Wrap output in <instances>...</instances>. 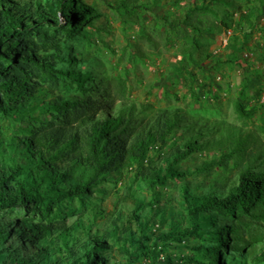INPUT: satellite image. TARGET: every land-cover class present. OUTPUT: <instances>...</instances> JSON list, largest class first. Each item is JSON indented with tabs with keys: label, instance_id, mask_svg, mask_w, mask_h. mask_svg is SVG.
Returning a JSON list of instances; mask_svg holds the SVG:
<instances>
[{
	"label": "trees",
	"instance_id": "1",
	"mask_svg": "<svg viewBox=\"0 0 264 264\" xmlns=\"http://www.w3.org/2000/svg\"><path fill=\"white\" fill-rule=\"evenodd\" d=\"M113 1L114 9L131 16L128 21H137L133 15L142 3ZM258 1L257 6L240 10L235 23L227 13L235 0H203L174 20L163 15L167 28L189 46L177 69L187 71L188 61L195 62L193 53L204 45L198 38L204 32H219L233 23L242 31L258 27L255 14L264 13V0ZM195 11L210 12L216 22L197 25L200 19L191 15ZM101 17L84 0H0V117L13 115L24 123L8 135L0 125V264H112L106 244L111 235L123 244L118 250L126 256L125 264H132L136 255L148 264H243L241 256L235 255L241 246L239 228L246 221L264 226L263 153L254 151L255 143L245 135L210 137L184 122L178 107L155 109L150 102L129 100L123 81L119 88L113 87L109 77L99 72V60L85 58L75 44L90 42L91 34L101 32ZM239 37L233 33L226 40L233 56L244 44L236 46ZM189 74L195 76L191 70ZM44 83L48 93L41 89ZM236 110L241 117L248 114L240 101ZM153 146L155 158L148 156ZM213 147L219 150L217 159L201 161L193 170H177L189 155ZM160 150L167 152L159 155ZM215 162L223 167L231 162L235 174L221 185L201 188L199 175L219 182L211 171ZM128 169L134 170L139 187L146 184L150 190L149 210L159 215L166 209L171 215L165 229L147 233L154 217L144 209L136 213L145 205L138 196L128 211L123 206L110 211L117 216L105 229L92 228L106 211L101 200ZM171 179L180 180L173 185L179 194L163 199L156 186L167 187ZM75 202L80 212L68 223ZM27 205L39 219L7 217L6 209ZM87 221L91 226L86 228ZM205 225L212 227L211 232L203 230ZM13 234L22 244L10 241ZM188 241L196 258L185 256L179 261L166 254L167 246ZM24 244L34 249L29 256ZM219 248L230 253L220 258ZM162 253L163 260L159 259ZM251 258L264 264V246Z\"/></svg>",
	"mask_w": 264,
	"mask_h": 264
},
{
	"label": "rangeland",
	"instance_id": "2",
	"mask_svg": "<svg viewBox=\"0 0 264 264\" xmlns=\"http://www.w3.org/2000/svg\"><path fill=\"white\" fill-rule=\"evenodd\" d=\"M84 1L92 3L102 14L100 23L103 28L101 32L91 34L90 42L80 41L75 43L76 47L86 53L85 58L99 60V72L109 77L113 87L119 88L123 81L125 96L131 101L150 102L155 109L178 107L183 113L184 122L200 127L201 132H208L210 137L218 139L228 137L233 133L245 135L248 141L255 143L254 151H261L264 158V13H261V10L256 11L255 18L258 16L256 18L259 23L258 27L253 29L243 27V31L239 27H234L240 10L244 12L247 7L257 6L258 0H235L234 8H227L228 15L234 19L232 27L219 32H204L203 36L198 37L204 40V45L199 51L193 53L195 62L188 61L190 66L187 71L177 69L176 65L183 51L189 46H183L182 38L177 36L175 31L168 29L161 17L166 15L169 20L178 19L185 15L189 7L203 4V0H138L143 5L135 9L133 17L137 18L136 22L128 21L131 16L114 9L111 6L115 4L113 0ZM212 7L217 8L215 5ZM262 9H264V3ZM191 15L193 18L200 19L196 23L199 26L216 22V18L210 12L195 11ZM123 20L127 21L124 23ZM198 28L203 29L204 27ZM54 29L55 27H51L49 31L53 32ZM233 33L241 35L240 41L235 40L236 46L244 42L242 48L237 50L234 56L222 40V37L228 39ZM235 57L239 59L238 62L233 61ZM190 70L195 73L194 77L190 76ZM47 84L44 83L41 88L45 93L49 91ZM58 91L59 89L55 88L54 94ZM237 101L242 102L245 110H248L246 116L238 115ZM0 125L2 132L8 135L15 130L19 131L18 129L24 123L17 121L13 115H6L0 117ZM174 137L175 134L171 138ZM168 147L166 146L165 149L167 150ZM156 150L157 147H149L148 156L157 157ZM163 152L167 151L160 150L159 155L164 154ZM218 156L217 147L202 149L189 155L187 160L179 162L177 170L184 171L186 167L193 170V165L201 161L217 159ZM230 163L227 167H223L215 162L211 167L213 175L218 176L219 182L212 183L207 175L197 173L198 179L203 182L201 188L206 185L207 187L213 184L221 185L222 180H226L227 177L231 179L236 171ZM261 165L264 166V162ZM133 173L132 169L124 171L117 184L112 186L113 189L109 195L101 200L106 211L102 212V217L95 220V226L92 228H99L100 231L105 229L108 223H111V220L117 216V212L111 214L110 211H116L113 209L120 206H123L124 211H128L132 207L135 196L143 198L145 202L144 207L138 208L136 213L144 209L154 217V222L147 229V233H157L171 223V215L167 214L166 209L163 211L164 214L159 215L156 211L149 210L150 190L146 184H141L139 187L133 178ZM179 181V179L168 180L167 187L156 186V189L161 190L163 199L171 198L179 194L177 187H173ZM138 188L141 191H137ZM32 208L27 205L25 208L6 209L5 211L9 219H39L40 216L33 212ZM79 212L80 208L75 202L74 212L67 214L66 221L70 223ZM245 224L239 228L241 246L235 255L241 256L243 264H256L252 262L251 257L264 246V226L255 222L247 223V221ZM89 226L91 223L87 221L85 227ZM203 230L211 232L212 227L205 225ZM10 237L11 242L18 246L22 244L20 237L15 234ZM114 238L115 236L111 235L106 242L109 245V260L112 264H125L126 256L118 250V246L121 247L123 244L118 240L115 242ZM24 242H26L25 239ZM49 243H54L52 237ZM187 244L189 241L177 246H167L166 254L179 261H183L185 256L196 258L195 251ZM25 248L24 253H27L25 256H29V250H34L28 245H25ZM219 251L220 258L230 253L229 250H225L224 253L222 248H219ZM60 254L64 255L63 252ZM163 258L162 253L159 259L163 260ZM131 262L132 264H148L146 259L141 260L140 255H136ZM187 264L200 263L193 261Z\"/></svg>",
	"mask_w": 264,
	"mask_h": 264
},
{
	"label": "built area",
	"instance_id": "3",
	"mask_svg": "<svg viewBox=\"0 0 264 264\" xmlns=\"http://www.w3.org/2000/svg\"><path fill=\"white\" fill-rule=\"evenodd\" d=\"M223 43L226 44L227 37H222Z\"/></svg>",
	"mask_w": 264,
	"mask_h": 264
}]
</instances>
